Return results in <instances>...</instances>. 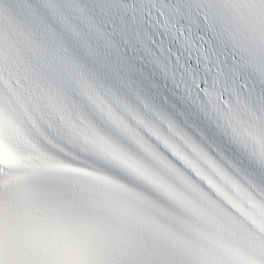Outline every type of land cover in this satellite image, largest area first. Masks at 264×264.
<instances>
[{"label":"snow or ice","instance_id":"snow-or-ice-1","mask_svg":"<svg viewBox=\"0 0 264 264\" xmlns=\"http://www.w3.org/2000/svg\"><path fill=\"white\" fill-rule=\"evenodd\" d=\"M0 264H264V0H0Z\"/></svg>","mask_w":264,"mask_h":264}]
</instances>
